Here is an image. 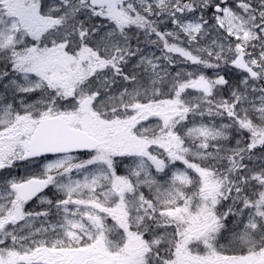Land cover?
Instances as JSON below:
<instances>
[{
	"label": "snow or ice",
	"instance_id": "obj_1",
	"mask_svg": "<svg viewBox=\"0 0 264 264\" xmlns=\"http://www.w3.org/2000/svg\"><path fill=\"white\" fill-rule=\"evenodd\" d=\"M0 264H264V0H0Z\"/></svg>",
	"mask_w": 264,
	"mask_h": 264
}]
</instances>
